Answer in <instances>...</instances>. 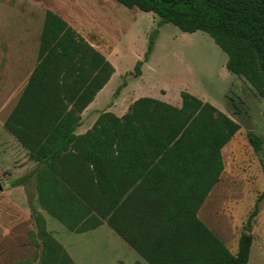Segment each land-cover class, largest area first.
I'll return each instance as SVG.
<instances>
[{
	"label": "trees",
	"instance_id": "obj_1",
	"mask_svg": "<svg viewBox=\"0 0 264 264\" xmlns=\"http://www.w3.org/2000/svg\"><path fill=\"white\" fill-rule=\"evenodd\" d=\"M116 1L156 14L159 27L207 33L226 53L228 71L264 98V0ZM158 34L157 28L150 35L144 61ZM115 72L67 21L46 11L38 63L6 122L38 165L33 176L43 209L77 232L107 220L149 264H248L251 238L232 254L198 217L224 170L222 149L240 125L183 91L181 107L140 97L122 117L102 113L87 133L76 134L83 111ZM248 138L262 150V137L250 132ZM263 199L264 192L249 223ZM35 220L41 264H74L42 215Z\"/></svg>",
	"mask_w": 264,
	"mask_h": 264
},
{
	"label": "rangeland",
	"instance_id": "obj_2",
	"mask_svg": "<svg viewBox=\"0 0 264 264\" xmlns=\"http://www.w3.org/2000/svg\"><path fill=\"white\" fill-rule=\"evenodd\" d=\"M47 10L60 15L114 65L116 72L99 97L101 112L118 101L123 114L140 97L180 106V94L187 91L240 125L222 149L224 170L198 217L232 254L242 238H251L248 264H264V199L248 222L264 192V98L244 77L228 71L226 53L207 33L183 32L172 23L159 27L156 14L116 0H0V264H41L37 214L74 264H149L107 220L77 232L43 209L33 176L38 165L6 128L38 63ZM157 28L154 50L144 61ZM5 73H19L21 84L7 86ZM250 132L263 138L261 151L250 143Z\"/></svg>",
	"mask_w": 264,
	"mask_h": 264
},
{
	"label": "crops",
	"instance_id": "obj_3",
	"mask_svg": "<svg viewBox=\"0 0 264 264\" xmlns=\"http://www.w3.org/2000/svg\"><path fill=\"white\" fill-rule=\"evenodd\" d=\"M5 76H6V85L7 86H11V87L15 86V84L16 85H20L21 82H22V79H23L19 75V73L15 77H11L10 73H5ZM108 83H107V85H108ZM106 86L96 95L95 99L83 111V113L81 115V117H82L81 118V122H80V125L77 127L76 134L81 135V134L87 133L94 126V124L97 122L98 118L100 117V115L102 113L110 112V113L115 114L118 117H122L123 115H125L128 112L129 107L131 105L128 106V108H127L125 113H123V114L119 113L118 106H117L118 101H116L115 103L111 104L110 107H107V109L104 112H101L104 107H99V105H98L99 103L98 102H99V97L102 94V92L105 90ZM181 105H182V103H181ZM181 105L177 106V107H181Z\"/></svg>",
	"mask_w": 264,
	"mask_h": 264
},
{
	"label": "water",
	"instance_id": "obj_4",
	"mask_svg": "<svg viewBox=\"0 0 264 264\" xmlns=\"http://www.w3.org/2000/svg\"><path fill=\"white\" fill-rule=\"evenodd\" d=\"M0 189H2V187L0 186Z\"/></svg>",
	"mask_w": 264,
	"mask_h": 264
}]
</instances>
